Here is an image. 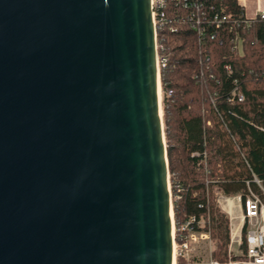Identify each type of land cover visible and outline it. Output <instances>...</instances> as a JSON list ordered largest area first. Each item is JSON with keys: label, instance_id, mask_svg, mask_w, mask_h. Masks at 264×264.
Instances as JSON below:
<instances>
[{"label": "water", "instance_id": "95a60500", "mask_svg": "<svg viewBox=\"0 0 264 264\" xmlns=\"http://www.w3.org/2000/svg\"><path fill=\"white\" fill-rule=\"evenodd\" d=\"M150 0H0V264H174Z\"/></svg>", "mask_w": 264, "mask_h": 264}, {"label": "trees", "instance_id": "16d2710c", "mask_svg": "<svg viewBox=\"0 0 264 264\" xmlns=\"http://www.w3.org/2000/svg\"><path fill=\"white\" fill-rule=\"evenodd\" d=\"M165 14L156 41L165 60L159 80L174 239H184L189 218L203 216L205 226L194 228L210 234L211 258L223 261L228 219L212 189L243 198L246 183L264 189V20L246 18L237 0L169 4Z\"/></svg>", "mask_w": 264, "mask_h": 264}, {"label": "built area", "instance_id": "2783aa9c", "mask_svg": "<svg viewBox=\"0 0 264 264\" xmlns=\"http://www.w3.org/2000/svg\"><path fill=\"white\" fill-rule=\"evenodd\" d=\"M195 3V0H150V11L153 26L156 29L165 23V9L169 4L175 6L187 7ZM259 19L264 20V11H259L255 15ZM246 17V16H245ZM247 18V17H246ZM254 18V17H253ZM225 19V18H224ZM214 21L218 22V16L214 17ZM239 48V40L236 37L233 41ZM156 62L157 69L165 67V60L158 55V45L156 41ZM229 69V68H227ZM239 101L242 100V95H238ZM261 194H258L250 189L247 185L245 197L242 195L227 196L216 188L214 203H218L228 216V248L229 252L234 248L235 251L244 258L242 262H228L227 264H264V189L259 181L255 180ZM237 213V215H236ZM204 217H191L185 223L182 230L187 231L184 239L181 242H175L173 236V255L188 258L192 251V243L197 239L209 240L208 232H200L195 230V226L200 227L204 223ZM232 220H236L235 224ZM218 264V263H211Z\"/></svg>", "mask_w": 264, "mask_h": 264}, {"label": "rangeland", "instance_id": "374dc122", "mask_svg": "<svg viewBox=\"0 0 264 264\" xmlns=\"http://www.w3.org/2000/svg\"><path fill=\"white\" fill-rule=\"evenodd\" d=\"M160 101H161V115H162V96H161V90H160ZM163 121V119H162ZM169 186H170V182H169ZM216 188L214 187L212 189V195H213V199L215 198V192H216ZM218 189V188H217ZM171 193V190H170ZM172 199V197H171ZM217 208L219 209L220 213H222L223 215H225L228 219V223H230L229 220V216L222 211L220 204L216 203ZM237 215V213H236ZM237 221L236 220H232V223L235 224ZM206 224V219H204V223H201L200 228H203ZM204 232V231H202ZM229 237V235H228ZM192 251L189 254L188 258H182L184 259L187 263L191 262L192 264H211V263H218V264H227L228 262H242L244 261V258L241 257L236 251L234 254V248H232V251L229 252V248L228 245L226 247V249L224 250V254L221 255L223 261H214L211 258V254L212 251L214 250L215 247V243L213 241V239L209 240H203V239H197L192 243ZM181 258V257H178ZM175 256L174 259V264H176V261L178 259Z\"/></svg>", "mask_w": 264, "mask_h": 264}, {"label": "crops", "instance_id": "0c3cea01", "mask_svg": "<svg viewBox=\"0 0 264 264\" xmlns=\"http://www.w3.org/2000/svg\"><path fill=\"white\" fill-rule=\"evenodd\" d=\"M247 18H253L259 11H264V0H237Z\"/></svg>", "mask_w": 264, "mask_h": 264}, {"label": "bare ground", "instance_id": "6f19581e", "mask_svg": "<svg viewBox=\"0 0 264 264\" xmlns=\"http://www.w3.org/2000/svg\"><path fill=\"white\" fill-rule=\"evenodd\" d=\"M174 259H175V258H174V255H173V261H174Z\"/></svg>", "mask_w": 264, "mask_h": 264}]
</instances>
